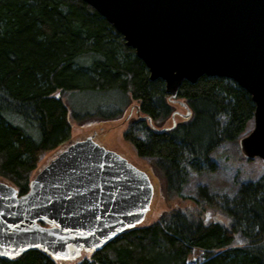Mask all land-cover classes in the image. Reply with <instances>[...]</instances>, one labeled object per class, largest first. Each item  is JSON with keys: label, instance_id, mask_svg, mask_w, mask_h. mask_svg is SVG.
I'll list each match as a JSON object with an SVG mask.
<instances>
[{"label": "trees", "instance_id": "trees-1", "mask_svg": "<svg viewBox=\"0 0 264 264\" xmlns=\"http://www.w3.org/2000/svg\"><path fill=\"white\" fill-rule=\"evenodd\" d=\"M91 90L118 93L125 109L137 103L143 120L129 123L124 140L149 164L166 203L179 199L197 210L171 204L153 222L73 261H55L36 250L14 260L0 258V264H264V175L238 184L232 196L208 194L203 187L196 198L182 195L192 173L215 170V149L252 130L250 95L230 79L202 76L194 84L183 81L168 100L163 81L149 80L134 51L83 1L0 0L1 181L19 195L28 191L43 155L65 142L74 125L94 117L75 113L65 99ZM178 102L190 110L188 119L179 116L177 107L184 108ZM123 109L98 112L100 121L120 119ZM163 127L169 129L154 130ZM202 201L226 221L206 222ZM153 208L154 203L149 213ZM238 234L243 240L233 245ZM196 252L201 255L189 262Z\"/></svg>", "mask_w": 264, "mask_h": 264}, {"label": "water", "instance_id": "water-1", "mask_svg": "<svg viewBox=\"0 0 264 264\" xmlns=\"http://www.w3.org/2000/svg\"><path fill=\"white\" fill-rule=\"evenodd\" d=\"M81 1L134 51L149 80L163 81L168 100L183 81L202 76L244 89L255 110L253 128L238 145L245 159L264 162V0ZM178 103L185 109L179 116L188 119L190 110ZM94 136L59 153L23 195L0 180L1 259L40 250L73 261L144 221L155 189L149 174Z\"/></svg>", "mask_w": 264, "mask_h": 264}, {"label": "rangeland", "instance_id": "rangeland-1", "mask_svg": "<svg viewBox=\"0 0 264 264\" xmlns=\"http://www.w3.org/2000/svg\"><path fill=\"white\" fill-rule=\"evenodd\" d=\"M66 104L75 113L89 112L94 117L91 120L82 123L81 125H74L71 129L68 139L63 142L56 149L49 151L43 155L38 163L35 171L32 173L34 177L39 171H41L51 160H53L59 153L65 150L71 143L84 140L86 137L95 134L94 141L111 151H115L129 163L140 170H144L149 174L150 180L154 185V194L151 205L154 203L153 213H147L143 223H150L156 220L160 214L174 204L175 207L187 210L188 212H195L197 209L193 208L190 202H185L179 199H172L171 202L166 203L160 195V181L155 178L151 173L149 164L137 157L134 149L126 142L122 136L123 132L129 127L130 122L137 120L134 107L136 102H131L130 106L125 109V100L114 91L108 92H95L82 91L70 94L65 99ZM125 110H124V109ZM125 111L120 113L121 118L110 123L100 121L101 118L98 112H103L104 115H109L112 110ZM131 109L133 112L131 113ZM177 111L184 114L185 110L177 107ZM131 113V115H130ZM106 117V116H103ZM176 119H180L177 117ZM77 121H74V124ZM168 126V124H167ZM104 134L108 138H102ZM211 158L215 162V170L212 172H204L202 174L190 175L188 182L182 188V195L186 198L198 197V191L200 188L207 189L208 194H227L232 196L237 189L238 184L252 181L258 177L264 175V162L261 160H247L243 157L238 142L226 143L220 145L211 153ZM156 184L154 183V181ZM159 187V191L156 190ZM200 210L202 217H205L206 222L210 220H219L225 222V216L219 210L211 208L201 202ZM200 213V212H199ZM198 214V212L196 213ZM205 216H204V215ZM242 237L238 234L235 236L233 245H238L242 242ZM201 252H196L189 258H198Z\"/></svg>", "mask_w": 264, "mask_h": 264}, {"label": "flooded vegetation", "instance_id": "flooded-vegetation-1", "mask_svg": "<svg viewBox=\"0 0 264 264\" xmlns=\"http://www.w3.org/2000/svg\"><path fill=\"white\" fill-rule=\"evenodd\" d=\"M133 109L135 111V115H136L137 120H143V117L141 116V113L139 111L138 106H135ZM133 109H131V113L133 112ZM131 113H130V115H131ZM147 122H148L149 127H153V126H151V122L149 120H147ZM166 129H169V127H163L161 129H154V130L162 132V131H165ZM102 138L104 139V138H108V137L106 134H104V136Z\"/></svg>", "mask_w": 264, "mask_h": 264}]
</instances>
